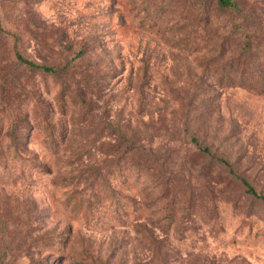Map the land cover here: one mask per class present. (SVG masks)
I'll return each mask as SVG.
<instances>
[{
  "label": "rangeland",
  "instance_id": "374dc122",
  "mask_svg": "<svg viewBox=\"0 0 264 264\" xmlns=\"http://www.w3.org/2000/svg\"><path fill=\"white\" fill-rule=\"evenodd\" d=\"M194 3L0 0V264H264V202L217 162L264 195V94L183 41ZM17 53L90 71L91 123Z\"/></svg>",
  "mask_w": 264,
  "mask_h": 264
},
{
  "label": "trees",
  "instance_id": "16d2710c",
  "mask_svg": "<svg viewBox=\"0 0 264 264\" xmlns=\"http://www.w3.org/2000/svg\"><path fill=\"white\" fill-rule=\"evenodd\" d=\"M221 17L233 24L229 26V24L223 25L214 21ZM190 19L191 24L189 26L179 25V31L188 36L183 41L190 42L194 52L205 53L211 57L204 62V68L216 70L222 75L221 80L227 79L230 85L239 84L240 87L256 95H263L264 65L261 62L264 63V25L260 21L259 15L238 0H195ZM222 30H226V32ZM232 43L237 45L235 49L231 48ZM16 56L17 61L31 71L51 75L61 86L58 97L62 109H66L67 101L71 100L79 107L82 120L91 123L96 105L91 99L93 76L90 71L81 74L79 79L75 71L76 66L73 64L68 63L65 66L53 68L38 65L25 59L19 53ZM215 62L218 63L212 65ZM43 122L45 121L43 120ZM47 128L49 130L50 126L47 125ZM54 135L52 129L49 137L53 144L55 143ZM119 137L120 144L124 143L121 142V138L127 142L125 152L127 155L129 154L130 164L138 168L140 162L137 160L136 154L139 155V160H142L140 157L142 154L136 151V146L131 141H127V138ZM204 152L213 161L215 160L208 149H205ZM148 162L150 165V160ZM217 162L228 169L230 174L243 184L249 195L264 202V195L259 194L247 180L237 176L226 161L220 159ZM203 174L204 176L212 175L206 169L203 170ZM165 192L166 189L164 194Z\"/></svg>",
  "mask_w": 264,
  "mask_h": 264
}]
</instances>
